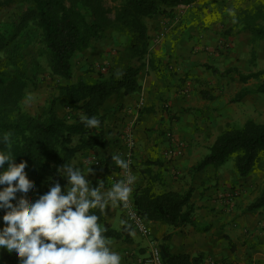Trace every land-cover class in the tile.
Wrapping results in <instances>:
<instances>
[{"label": "crops", "instance_id": "0c3cea01", "mask_svg": "<svg viewBox=\"0 0 264 264\" xmlns=\"http://www.w3.org/2000/svg\"><path fill=\"white\" fill-rule=\"evenodd\" d=\"M176 1L171 16L145 20L149 45L142 59L132 54L134 40L117 25L78 56L68 86L96 84L100 72L124 73L135 67L141 68L140 90L114 95L102 107L109 146L89 159L102 167L84 158L72 164L94 166L87 179L110 189L111 177L120 174L111 156L125 159L126 133L131 130L136 143L132 192L149 187L157 194L192 191L193 222L178 229L150 223L155 241L173 255L200 256L203 264H264V210L246 211L255 198L246 204L245 194L257 185L224 166L194 171L219 136L264 109L257 78L264 66V39L255 34L264 25V6L259 0ZM120 2L110 1L111 9ZM110 18L115 20L114 11ZM65 105L67 109V100ZM176 143L184 149L181 156ZM167 151L173 154L167 157ZM104 216L116 231L129 229V236L111 240L122 264H140L148 257V239L128 224L121 205L105 209Z\"/></svg>", "mask_w": 264, "mask_h": 264}, {"label": "trees", "instance_id": "16d2710c", "mask_svg": "<svg viewBox=\"0 0 264 264\" xmlns=\"http://www.w3.org/2000/svg\"><path fill=\"white\" fill-rule=\"evenodd\" d=\"M106 1L0 0V15L16 7L27 8L15 25L12 37L7 36L5 24L0 21V57L6 54L15 68L8 82L0 80V135L8 131L13 133V151L17 155L15 162L27 163L26 174L30 184L35 186L36 191L32 195L36 199L47 193L52 184L62 182L57 169L65 163L79 157L89 160L98 149L108 148L106 117L102 115V107L114 95L137 93L140 90L138 75L141 68L131 67L124 73L111 69L106 73L100 72L96 84L82 81L76 85L62 86L60 88L69 102L66 115L59 117L55 112L47 111L40 116H32L22 108L25 89L32 80L20 68L19 49L17 45L12 46L13 39L17 38L22 28L32 25L38 35L40 57L47 62L48 77L53 81L70 82L74 77L77 55L89 49L93 42L103 41L106 33L116 25L134 40L131 52L142 59L149 45L145 20L157 15L171 16L177 2L122 0L111 10L105 7ZM113 11L115 20L110 18ZM262 19L264 21V16ZM255 34L259 39H264V28L256 29ZM259 92L264 93V87ZM84 116L97 117L101 121L100 127L86 128L82 123ZM262 157L264 124L249 121L243 127H231L219 136L194 171L201 172L208 167L219 169L233 158L237 174L247 178ZM110 162L107 158L106 168ZM132 197L138 216L148 226L150 223L165 222L178 229L193 222L195 205L191 190L186 194H157L149 187L136 194L132 192ZM255 210H264V188L256 201L246 208L247 212ZM93 211L101 216L99 223L106 228L108 238L120 241L124 236H129L128 228L116 231L106 221L104 214ZM3 215L4 212L0 211V216ZM158 246L162 264H203L200 256L173 255L165 244Z\"/></svg>", "mask_w": 264, "mask_h": 264}, {"label": "clouds", "instance_id": "9594fccd", "mask_svg": "<svg viewBox=\"0 0 264 264\" xmlns=\"http://www.w3.org/2000/svg\"><path fill=\"white\" fill-rule=\"evenodd\" d=\"M82 123L89 129L101 125L95 116H84ZM12 137L11 131L0 135V211L4 212L0 252L19 258L20 264H122V256L99 223L101 216L93 210L105 214L107 208L128 206L136 180L130 163L119 154L111 156L126 179L110 189H105L104 182L93 187L87 179L91 167L65 163L57 175L66 179V188L62 191L56 182L29 203L27 198L36 189L27 178V163L15 162Z\"/></svg>", "mask_w": 264, "mask_h": 264}, {"label": "rangeland", "instance_id": "374dc122", "mask_svg": "<svg viewBox=\"0 0 264 264\" xmlns=\"http://www.w3.org/2000/svg\"><path fill=\"white\" fill-rule=\"evenodd\" d=\"M254 3L257 4V0H255ZM259 3L260 5H262V7L264 6V0H259ZM104 5L109 9H111L112 7L110 1H106ZM251 5L252 4L250 3V7ZM173 7H175V4ZM254 7L256 8L257 6ZM26 9V7H16L0 15V21L5 24V32L8 37H12V35L14 34L15 25L20 22V17H22ZM262 23H264L263 20ZM262 27L264 28V25H262ZM16 37L17 38L15 40L13 39L12 46L17 45L19 49L18 61L20 62V68L24 70V73L27 75V77L32 80V83H28V86L25 89V96L22 100V108L24 112L32 116H40L43 113H46L47 111H53L59 117H64L66 115V112L68 111V108L66 109L67 106L65 105L66 98L64 96V91L61 90L60 87L66 86L67 83L65 82L68 81L58 82L57 80L53 81L48 77L47 62L44 58L40 57L38 35L32 25L28 28H22V31H20ZM79 55H77L74 60L75 66L78 62H80V60H78ZM14 72L15 68L8 61L6 54H3L0 57V80L3 82H8ZM257 73L259 74H257L259 83H261V87H264V66L260 67ZM262 95L264 94L262 93ZM63 114L64 116H62ZM250 117L251 118H246V121L244 120L245 122H243L242 119L241 121H238L237 124H234L235 128H241L249 121H253L257 124H264V109L258 113L254 112V114ZM79 158L82 159V157ZM79 158L73 161L77 163ZM73 161H71L70 163L72 164ZM87 162H89V164L94 163V165L96 163V161L94 162L93 159L87 160ZM77 166H79V164ZM90 167L92 168L94 166ZM224 168L226 170H231V172L232 170H235L234 159L231 158L224 165ZM101 177H103V175H101ZM245 180L249 181L250 185H252L251 183H253V185H257V187L253 191H250L251 194L250 192H246L245 194L248 196H246V204H249L248 200L250 201L252 197L255 198L252 202H250L251 204L256 201L261 190L264 188V157H262L260 162L253 169L252 173L247 178H245ZM95 181H92L93 187L97 186L99 182L98 180ZM60 185L63 191L67 186L66 179L63 178ZM233 190H236V188H233ZM252 194L255 195L252 196ZM27 199L29 203H33L35 202V200H37L36 197L32 194ZM3 227L4 222L2 220V217L0 216V229H2ZM0 264H20V260L14 255H11L4 251L0 252Z\"/></svg>", "mask_w": 264, "mask_h": 264}, {"label": "built area", "instance_id": "2783aa9c", "mask_svg": "<svg viewBox=\"0 0 264 264\" xmlns=\"http://www.w3.org/2000/svg\"><path fill=\"white\" fill-rule=\"evenodd\" d=\"M126 137H127V142L125 149V160H127L130 163V170L133 175L132 170L134 168V153H135L136 143L133 132L131 130H127ZM176 144H177L176 147L179 148L177 154L180 156L183 155L184 149L182 145L180 143H176ZM172 154H173L172 151L166 152L167 157H170ZM95 166L100 168L101 167L100 161H96ZM124 179H126L125 174L120 169V174H117L116 176H112L110 179V183L112 186H114V184L117 181ZM121 207L125 212V216L128 220V224L149 241V249H150L149 255L147 258L142 260L140 264H162L161 252L158 243L153 238L149 226L138 216L133 204L132 192L128 201V206L124 207L121 205Z\"/></svg>", "mask_w": 264, "mask_h": 264}]
</instances>
